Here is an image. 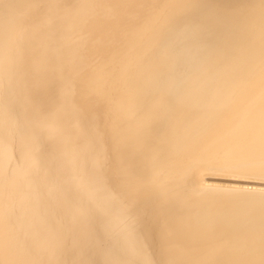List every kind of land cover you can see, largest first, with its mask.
I'll use <instances>...</instances> for the list:
<instances>
[{
  "label": "bare ground",
  "instance_id": "bare-ground-1",
  "mask_svg": "<svg viewBox=\"0 0 264 264\" xmlns=\"http://www.w3.org/2000/svg\"><path fill=\"white\" fill-rule=\"evenodd\" d=\"M0 264H264V0H0Z\"/></svg>",
  "mask_w": 264,
  "mask_h": 264
}]
</instances>
